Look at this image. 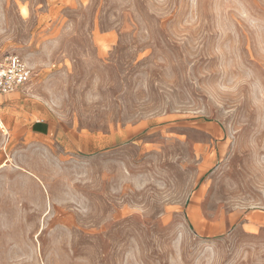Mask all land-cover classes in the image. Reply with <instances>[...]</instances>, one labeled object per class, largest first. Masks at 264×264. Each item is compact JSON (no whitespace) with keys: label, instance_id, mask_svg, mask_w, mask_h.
<instances>
[{"label":"rangeland","instance_id":"rangeland-1","mask_svg":"<svg viewBox=\"0 0 264 264\" xmlns=\"http://www.w3.org/2000/svg\"><path fill=\"white\" fill-rule=\"evenodd\" d=\"M9 54L0 264H264V0H0Z\"/></svg>","mask_w":264,"mask_h":264},{"label":"built area","instance_id":"built-area-1","mask_svg":"<svg viewBox=\"0 0 264 264\" xmlns=\"http://www.w3.org/2000/svg\"><path fill=\"white\" fill-rule=\"evenodd\" d=\"M32 79L31 69L13 54L0 56V96L20 91Z\"/></svg>","mask_w":264,"mask_h":264},{"label":"crops","instance_id":"crops-1","mask_svg":"<svg viewBox=\"0 0 264 264\" xmlns=\"http://www.w3.org/2000/svg\"><path fill=\"white\" fill-rule=\"evenodd\" d=\"M37 124H35V126L37 127V132L36 134H46L47 133V127H46V124L42 123V124H39L40 122H36Z\"/></svg>","mask_w":264,"mask_h":264},{"label":"bare ground","instance_id":"bare-ground-1","mask_svg":"<svg viewBox=\"0 0 264 264\" xmlns=\"http://www.w3.org/2000/svg\"><path fill=\"white\" fill-rule=\"evenodd\" d=\"M25 63V62H24ZM26 64V63H25ZM27 65V64H26ZM30 68V67H29Z\"/></svg>","mask_w":264,"mask_h":264}]
</instances>
